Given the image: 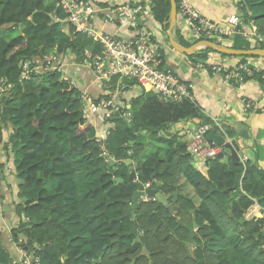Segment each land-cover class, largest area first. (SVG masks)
Segmentation results:
<instances>
[{"label": "trees", "instance_id": "1", "mask_svg": "<svg viewBox=\"0 0 264 264\" xmlns=\"http://www.w3.org/2000/svg\"><path fill=\"white\" fill-rule=\"evenodd\" d=\"M236 8L243 25L253 26L261 37L264 0H237ZM169 10V0H152L149 20L162 28ZM64 17L54 1L0 0V144L4 130L15 159L11 176H3L14 183L19 199V223L7 237L0 232V264H16V243L31 264L36 259L39 264H264V169L248 161L250 169L245 170L240 163L217 158L208 160L205 171L197 169L188 141L169 134L183 121L211 123L192 99L173 101L128 90L124 100L131 121L117 119L114 130L97 142L96 127L82 116V91L71 79L45 71L21 80L24 64L34 66L42 56L55 54L81 66L87 48L100 52L62 22ZM177 22L183 23L179 16ZM19 27L17 36L4 39L5 32ZM174 32L180 35L177 27ZM254 41L253 48L264 49L263 42ZM210 53L215 52L206 48L188 59L205 65ZM242 76L244 82L251 79ZM254 78L260 81L258 75ZM117 83L112 78L108 87ZM120 84L131 85L125 80ZM221 130L237 150L238 132L223 123ZM146 141L165 146L164 156L154 152L143 159ZM110 159L117 164L109 166ZM141 165L162 184L160 193L176 194L178 220L171 218L166 225L163 216L168 213L152 198L138 200L127 215L135 181L145 182L138 176ZM239 174L242 193L233 196ZM179 178L193 189L195 202L178 194ZM254 204L262 216L247 221L245 213ZM189 225L194 230L191 246ZM133 226L140 243L130 234ZM233 235L239 242L231 247L228 238Z\"/></svg>", "mask_w": 264, "mask_h": 264}, {"label": "built area", "instance_id": "2", "mask_svg": "<svg viewBox=\"0 0 264 264\" xmlns=\"http://www.w3.org/2000/svg\"><path fill=\"white\" fill-rule=\"evenodd\" d=\"M53 1L65 15L62 22L71 24L88 41L101 48L98 53H94L93 47H89L85 51L84 64L90 66L96 81L101 85L108 86L112 78H118V83L114 88L108 87L101 98H94L86 91L81 92L79 97L83 119L88 122L94 119L101 125V129L96 132L97 142L103 141L114 130L117 119L131 121L132 114L129 104L124 100L125 87L120 84L122 80L131 81L140 89L166 100L179 101L183 98H191L190 86L181 82L173 72L164 69L161 46L145 26L146 22L151 19L152 0L132 6H119L110 11L117 19L118 29L122 34H125L121 37L104 33L94 27L96 11L89 2ZM175 2L178 16L182 19L186 29L197 39L222 38L227 34L228 27L237 25V22L232 18L226 28H221L195 10L191 0H175ZM55 20L59 21L60 19L55 17ZM108 21L111 22L112 19L108 18ZM244 36L263 42L262 37L253 31L245 32ZM61 66L62 63L58 55L42 56V59L36 61L34 66H31L30 63L24 64L21 80H28L32 75L36 76L45 71L58 72L64 77ZM211 71L220 75L226 82L233 83L240 93L243 92L246 83L242 73L248 77L253 73L248 69L247 64L238 65L234 69L212 64ZM262 80L264 82V74H262ZM243 103L245 109L253 105L252 101L247 99H243ZM211 130H216L219 134L222 132L221 124L215 119H212L211 123L196 124L190 130L184 128L180 132L188 141L193 160L201 166L222 151L220 147L206 140V134ZM246 160L247 157H243V161ZM261 211V208H250L246 211L244 218L247 221L258 218L259 216L255 217V213L259 212L258 214L262 216ZM17 264L31 263L22 259Z\"/></svg>", "mask_w": 264, "mask_h": 264}, {"label": "crops", "instance_id": "3", "mask_svg": "<svg viewBox=\"0 0 264 264\" xmlns=\"http://www.w3.org/2000/svg\"><path fill=\"white\" fill-rule=\"evenodd\" d=\"M43 1L45 4H51L53 0ZM75 1L78 3L89 2L92 5L96 11V18L93 22L95 28L110 35L123 36L125 34H122L118 29L117 19L110 11L119 6L141 4L146 0ZM236 1L191 0V4L203 17L221 26V28H226L232 18L237 22L236 26L232 25L231 28H227L225 36L215 38L216 41L211 40L213 43L234 50L255 49L253 45L256 42L244 36L245 32L250 30V27L244 26L241 22L236 8ZM108 18H111L112 21H108ZM165 23L162 24V28L152 22V20H148L145 24L161 46L165 70L173 72L180 81L190 86L191 99L199 106L205 118L215 119L238 132V149H234L238 153L239 158L243 160V157H247L246 163L248 161L257 163L259 168L264 169V82L259 72H264L263 58L250 56L242 59L240 57L223 56L215 52L207 55L205 65L195 64L188 59L189 55L179 53L170 46L167 37L168 25ZM164 27L167 28L165 29ZM176 27L179 29L180 35L174 32ZM17 30L19 31V29ZM171 34L174 42L182 48H187L186 45H189V48L201 41L192 35L183 23L180 25V22H176ZM204 49H206L204 46H199L192 54ZM61 63L64 77L71 79L76 89L89 93H105L106 86L96 81L94 73L89 66H76L62 58ZM212 64L221 65L229 69L247 64L248 69L253 73L250 77L251 79L245 83L243 92L240 93L232 83L226 82L220 75L211 71ZM257 75L260 81L254 78ZM125 90L127 91V96L128 90L132 95L143 92L133 85L125 86ZM243 99L251 100L253 103L252 107L245 109ZM89 122L96 127V130L99 131L101 129V125L94 119ZM196 124H198L196 120L183 121L173 125L170 128V132L178 133L180 136L182 134L180 132L184 128L190 130ZM7 134L4 130L2 131V143L0 144V170L2 174L6 175L13 173V160H15L10 149L6 147ZM229 143L231 144L230 140ZM194 163L197 169L205 171V165L201 166L196 162ZM0 191L2 192L0 194V214L4 219L3 221H6L13 229L19 223V217L15 212V207L19 203V199L16 197L17 189L14 183L6 179L0 182ZM253 207L260 208L258 204H254L251 208ZM258 213H255V217L260 216ZM18 251L20 249L16 247V255Z\"/></svg>", "mask_w": 264, "mask_h": 264}, {"label": "water", "instance_id": "4", "mask_svg": "<svg viewBox=\"0 0 264 264\" xmlns=\"http://www.w3.org/2000/svg\"><path fill=\"white\" fill-rule=\"evenodd\" d=\"M169 5H170V10H169L167 22L165 24L168 25L167 37L169 40V44L175 51H177L179 53L186 54V55H190L194 52V50L196 48H199V46H204L205 48H208V49H210L216 53L226 55V56H232V57H250V56H253V57H259V58L264 59V49H260V48H255L252 50H234V49L218 46L217 44L210 42V41H206V40H202V41L198 42L197 44L190 46L189 48H182V47L178 46L174 42L172 34H171V32L173 31V29L176 26V22H177V18H178L175 0H169ZM205 138L208 142H210V143L214 144L215 146H218L222 149V152L216 156L217 159H219V160L226 159V160H230L233 163H240L245 167V170L250 169V167L247 165V163H243L240 160L238 153L236 152L234 147L229 142H227L223 136L219 135L215 130H211L210 132H208L206 134ZM108 162H109V166H115L117 164L112 159H110ZM130 163L131 162L129 160L124 162V164L126 166H128ZM207 164H208V161L205 162V165H207ZM138 176H141L142 178H144V180L147 181L148 183H150L151 186L145 187L143 183L138 182V181L134 183V186L136 187V191L133 194L132 206L129 205V207H128V211H127L128 216L131 214V212H130L131 207H135L137 204V201L140 199L153 198L156 200V202L158 204H161L163 206H165L167 204L168 196L159 192V188L162 186V184L156 183L153 180V178L149 174L148 169L145 166L141 165L140 172L138 173ZM241 178H242V174L237 175L235 178L234 186L232 188L234 191L233 196H237L238 194L242 193ZM115 181L118 183L122 182V180L120 178L116 179ZM172 196H173V198H176V194H173ZM168 210L170 211V214L172 215L173 213H172V210L170 207L168 208ZM167 219H168V217H167ZM186 230L189 232L188 244H189V246H191L193 244V239H194L193 225L187 226ZM130 234L135 237L136 242H139V243L141 242V239L137 234L135 226L132 227ZM142 252L146 253L145 247L142 248ZM199 264H203V263L200 262Z\"/></svg>", "mask_w": 264, "mask_h": 264}, {"label": "rangeland", "instance_id": "5", "mask_svg": "<svg viewBox=\"0 0 264 264\" xmlns=\"http://www.w3.org/2000/svg\"><path fill=\"white\" fill-rule=\"evenodd\" d=\"M20 29H21V27H19V30ZM18 34H19V31L14 29V30L5 32L3 37H4L5 40L9 41L12 38H14L15 36H17ZM262 36H263V39H264V33L262 34ZM214 41H216V39H214ZM145 92L149 93V91H145ZM97 132H98V130H97ZM169 134H173V133L169 131ZM165 150H166L165 146L155 145V143H153L151 141H146V143H145V152H144V155H143L142 158L145 159V158H147L150 155L149 153L152 154L154 152H159L160 153L159 157L162 158L164 156ZM15 158H16V163L18 164V162L20 160V153H19L18 150L15 151ZM10 175L11 174H8L7 176H10ZM5 180L6 179L4 178V176L2 174V171L0 170V182L1 181H5ZM50 186H51V184L48 183L47 187H50ZM176 187L178 188V194L181 197L187 198V199H189L191 201H194V202L196 201L193 189L189 185H187V183L185 182V180L183 178H179V180L176 183ZM3 220L4 219H3L2 215L0 214V232H1V234L4 237H7L9 232L12 230V226H10L6 221H3ZM228 241H229L230 246L234 247L239 242V237L235 236V235L230 236L228 238ZM234 259H236L238 262L242 263L238 258L234 257Z\"/></svg>", "mask_w": 264, "mask_h": 264}, {"label": "clouds", "instance_id": "6", "mask_svg": "<svg viewBox=\"0 0 264 264\" xmlns=\"http://www.w3.org/2000/svg\"><path fill=\"white\" fill-rule=\"evenodd\" d=\"M178 15V14H177ZM250 31H253L255 34H257L256 32V29L253 27V26H251L250 27V30L249 31H246V32H250ZM105 33V32H104ZM118 37H121V36H118ZM262 37V36H261ZM155 39V38H154ZM262 39H263V37H262ZM199 40H201L202 41V39H199ZM252 40H255V39H253L252 38ZM206 41H210V40H206ZM257 41V40H256ZM210 42H212V41H210ZM263 43H264V39H263ZM264 60V59H263ZM60 62H61V59H60ZM85 62V61H84ZM82 65H85L84 63L82 64ZM85 66H87V65H85ZM90 67V66H89ZM36 76H41V75H39V73L36 75ZM63 76H64V74H63ZM251 77V76H250ZM178 78V77H177ZM122 81H124V80H122ZM121 81V82H122ZM125 81H127V80H125ZM127 82H129V83H131V85H133V86H136L133 82H131V81H127ZM182 82V81H181ZM184 83V82H183ZM186 84V83H185ZM233 84V83H232ZM187 85V84H186ZM124 87L125 86H127V85H123ZM75 87V86H74ZM137 87V86H136ZM106 88H108V86H106ZM137 88H139V87H137ZM140 89V88H139ZM140 90H142V89H140ZM2 91V87L0 86V92ZM143 92H144V94H146V92L144 91V90H142ZM83 92V91H82ZM87 92V91H86ZM89 93V92H88ZM101 95H103V94H101ZM125 95H126V90H125ZM190 97H191V95H190ZM189 99H191V98H189ZM210 121L212 120V119H209ZM198 122V124H200V122L199 121H197ZM219 122V121H218ZM220 123V122H219ZM221 124V123H220ZM216 131V130H215ZM210 132V131H209ZM217 132V131H216ZM218 133V132H217ZM178 134V133H177ZM219 134V133H218ZM220 135V134H219ZM222 136V135H221ZM183 137V136H182ZM184 138V137H183ZM226 141L227 142H229V140H227L226 139ZM222 150V149H221ZM222 152V151H221ZM216 158V157H215ZM224 160H226V159H224ZM243 163H246L245 161H243L242 159H240ZM195 162V161H194ZM207 162V161H206ZM204 165H205V163H204ZM135 182H137V181H135ZM138 182H140V181H138ZM141 183H143L144 184V186L145 187H147V186H149V184L150 183H148L147 181H145V182H141ZM144 199H150V198H144ZM152 200H154L153 198H152ZM251 208V207H250ZM249 208V209H250ZM263 211H264V209H263ZM260 217V216H259ZM258 217V218H259ZM186 229V228H185ZM17 244V243H16ZM16 247L18 248V249H20V251H18V253H17V255H16V257H17V260H16V264L19 262V261H21L22 259H25V252L23 251V250H21L22 248L21 247H19L18 246V244L16 245ZM143 248V247H142ZM33 264H39V260L38 259H36L34 262H32Z\"/></svg>", "mask_w": 264, "mask_h": 264}, {"label": "flooded vegetation", "instance_id": "7", "mask_svg": "<svg viewBox=\"0 0 264 264\" xmlns=\"http://www.w3.org/2000/svg\"><path fill=\"white\" fill-rule=\"evenodd\" d=\"M150 186L151 185L149 184V187ZM164 195L168 196L167 204L165 206H163L161 204L160 205L163 206L164 210L168 213V215L163 216V220H164L165 224L168 225V222L171 218H175L176 220H178V211L176 210V205H175L177 198H173V196H172L173 194H164ZM145 200H148V199H145ZM153 201H156V200L154 199ZM169 207L172 210V213H173L172 215L170 214V211L168 210ZM167 217H168V219H167ZM185 228H186V226H185Z\"/></svg>", "mask_w": 264, "mask_h": 264}]
</instances>
